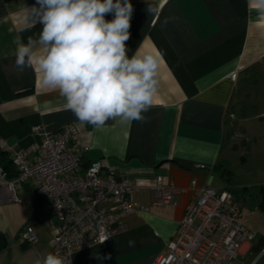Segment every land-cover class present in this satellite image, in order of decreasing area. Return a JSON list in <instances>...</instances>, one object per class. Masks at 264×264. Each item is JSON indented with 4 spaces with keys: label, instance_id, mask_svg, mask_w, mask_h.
I'll return each instance as SVG.
<instances>
[{
    "label": "crops",
    "instance_id": "1",
    "mask_svg": "<svg viewBox=\"0 0 264 264\" xmlns=\"http://www.w3.org/2000/svg\"><path fill=\"white\" fill-rule=\"evenodd\" d=\"M130 2L134 11L126 55L158 59V89L143 113L145 122L116 117L96 126L81 123L59 90L43 84L37 60L22 72L15 67L18 45L36 38L42 25L29 16L36 0H0V146L28 150L33 159L40 136L32 126L57 132L75 124L71 142L78 150L86 147L81 171L102 162L104 170L138 185L132 199L145 208L125 216L126 229L106 242L76 251L73 264H151L165 252L186 204L202 187H232L224 174L235 150L225 146L226 112L240 77L264 63L261 0ZM148 5L156 11L149 13ZM113 18L105 15L106 21ZM42 54L38 49L37 56ZM158 183L176 188L169 205L153 204ZM34 194L35 184L28 182L18 190L19 201L0 197V232L7 241L0 264H34L51 251L59 223L48 201L34 202ZM28 228L37 241L23 245ZM251 244L243 245L240 258Z\"/></svg>",
    "mask_w": 264,
    "mask_h": 264
},
{
    "label": "built area",
    "instance_id": "2",
    "mask_svg": "<svg viewBox=\"0 0 264 264\" xmlns=\"http://www.w3.org/2000/svg\"><path fill=\"white\" fill-rule=\"evenodd\" d=\"M31 130L40 136L33 159L28 150L4 149L14 175L9 176L0 165V197L17 202L19 188L33 182L35 193L48 201L59 223L50 252H58L73 264L76 251L106 242L126 229L125 216L145 209L132 199L138 185L104 170L100 161L89 163L81 171V152L86 147L78 150L71 142L77 131L75 124L57 132L43 125H34ZM231 189L202 187L186 204L165 252L151 264H239L243 245L252 243L255 235L241 221ZM154 190L153 204L157 206L169 205L176 192L175 187L161 183ZM23 238L30 245L37 241L30 228Z\"/></svg>",
    "mask_w": 264,
    "mask_h": 264
},
{
    "label": "clouds",
    "instance_id": "3",
    "mask_svg": "<svg viewBox=\"0 0 264 264\" xmlns=\"http://www.w3.org/2000/svg\"><path fill=\"white\" fill-rule=\"evenodd\" d=\"M36 5L29 16L42 30L18 45L15 67L22 72L37 60L43 84L59 90L81 123L100 126L116 117L145 122L143 113L158 89L159 61L152 55H126L134 11L130 0H36ZM147 11L156 8L148 5ZM106 14L114 18L106 21ZM38 49L42 55L37 56ZM34 264L69 261L49 252Z\"/></svg>",
    "mask_w": 264,
    "mask_h": 264
},
{
    "label": "rangeland",
    "instance_id": "4",
    "mask_svg": "<svg viewBox=\"0 0 264 264\" xmlns=\"http://www.w3.org/2000/svg\"><path fill=\"white\" fill-rule=\"evenodd\" d=\"M226 123L225 146H233L227 182L237 195L241 220L255 240L239 264H264V212L259 190L264 185V63L239 79ZM255 247V248H254Z\"/></svg>",
    "mask_w": 264,
    "mask_h": 264
},
{
    "label": "trees",
    "instance_id": "5",
    "mask_svg": "<svg viewBox=\"0 0 264 264\" xmlns=\"http://www.w3.org/2000/svg\"><path fill=\"white\" fill-rule=\"evenodd\" d=\"M229 112H226V115L228 116ZM0 165L7 171L9 176L14 175L13 167L11 165V162L9 160L7 152L0 146ZM227 170H224V174H227ZM229 179V178H228ZM233 191V189H231ZM234 193V192H233ZM39 196L34 194V202H38ZM259 209L264 212V185H261L260 190H259V203H258ZM264 241V237H261L257 239V242ZM6 238L5 236L0 232V250H2L6 246ZM23 245H28V243L24 240ZM255 248V247H254Z\"/></svg>",
    "mask_w": 264,
    "mask_h": 264
}]
</instances>
